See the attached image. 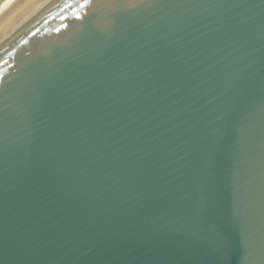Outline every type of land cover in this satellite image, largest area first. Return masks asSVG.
Instances as JSON below:
<instances>
[{"label":"water","instance_id":"water-1","mask_svg":"<svg viewBox=\"0 0 264 264\" xmlns=\"http://www.w3.org/2000/svg\"><path fill=\"white\" fill-rule=\"evenodd\" d=\"M0 264H264V0L2 11Z\"/></svg>","mask_w":264,"mask_h":264},{"label":"bare ground","instance_id":"bare-ground-1","mask_svg":"<svg viewBox=\"0 0 264 264\" xmlns=\"http://www.w3.org/2000/svg\"><path fill=\"white\" fill-rule=\"evenodd\" d=\"M14 0H2L0 2V13L4 11Z\"/></svg>","mask_w":264,"mask_h":264},{"label":"trees","instance_id":"trees-1","mask_svg":"<svg viewBox=\"0 0 264 264\" xmlns=\"http://www.w3.org/2000/svg\"><path fill=\"white\" fill-rule=\"evenodd\" d=\"M2 0H0V2H1Z\"/></svg>","mask_w":264,"mask_h":264}]
</instances>
